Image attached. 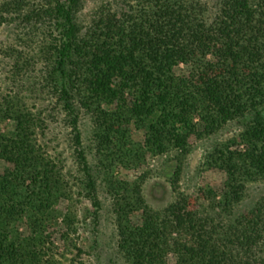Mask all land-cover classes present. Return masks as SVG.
Listing matches in <instances>:
<instances>
[{
    "label": "trees",
    "instance_id": "1",
    "mask_svg": "<svg viewBox=\"0 0 264 264\" xmlns=\"http://www.w3.org/2000/svg\"><path fill=\"white\" fill-rule=\"evenodd\" d=\"M83 4L1 1L0 62L14 58L18 73L40 65L72 126L79 131L81 114L89 117L106 176L116 165H141L151 151L134 143L132 124L179 162L166 207H150L138 186L132 195L113 185L127 263L166 264L172 255L174 264H264V195L244 204L250 184L264 183V0H113L88 22ZM3 28L16 32L13 41ZM3 101L0 264H47L42 237L63 214L52 202L62 180L38 144L43 121L12 98ZM195 118L243 126L206 159L232 176L228 190L196 197L180 190ZM79 157L99 205L85 150ZM23 217L32 220L30 235L15 230Z\"/></svg>",
    "mask_w": 264,
    "mask_h": 264
},
{
    "label": "rangeland",
    "instance_id": "2",
    "mask_svg": "<svg viewBox=\"0 0 264 264\" xmlns=\"http://www.w3.org/2000/svg\"><path fill=\"white\" fill-rule=\"evenodd\" d=\"M3 0H0V3ZM113 0H84L80 17L84 22L91 20L97 9ZM3 36L13 41L16 32L3 28ZM37 52L39 53V49ZM0 62V102L3 98H12L24 111L43 121L36 127V136L44 157L54 166L62 184L52 194L55 208L63 214L54 228L49 226L43 233V253L47 264H128L119 248L122 236L120 217L116 211V196H112L113 185L129 188L132 195L138 187L140 195L148 205L163 208L175 198L172 191L173 175L179 162L159 154V148L151 143L144 130H137L133 124L134 143L144 147L146 160L139 166H114L110 175L102 173L98 149L91 144L93 129L89 117L81 114L79 131L81 138L72 126L57 97L48 92L41 78L42 68L34 65L23 67L18 73L14 66L15 59ZM45 66V62H43ZM183 68V66H181ZM22 100V101H21ZM10 124V121L7 122ZM12 123V122H11ZM136 125V124H135ZM137 127V125L135 126ZM142 129V128H141ZM243 129L239 123L225 126H211L195 118L190 126L192 133L189 151L182 158L180 190L193 197L209 189L218 192L228 190L232 176L226 171L211 166L207 156L218 143H223L236 136ZM85 150L89 161L90 174L94 180L95 192L99 201L96 205L91 200L90 179L80 162L79 153ZM171 178V179H170ZM93 187V186H92ZM94 188V187H93ZM264 195V183L250 184L247 191L246 207ZM220 195L218 196V199ZM206 207L212 205L205 202ZM19 213L28 214L24 206H19ZM244 209V208H243ZM132 217L131 219H133ZM139 218V217H137ZM135 217L134 221L136 222ZM32 220L23 217L15 230L24 235L32 234ZM174 256L169 255L166 264H174Z\"/></svg>",
    "mask_w": 264,
    "mask_h": 264
}]
</instances>
